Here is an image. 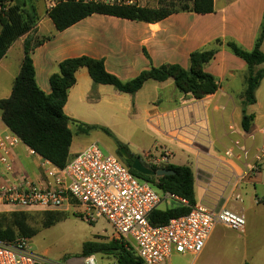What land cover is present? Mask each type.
<instances>
[{
  "label": "crops",
  "instance_id": "obj_1",
  "mask_svg": "<svg viewBox=\"0 0 264 264\" xmlns=\"http://www.w3.org/2000/svg\"><path fill=\"white\" fill-rule=\"evenodd\" d=\"M213 1L214 13L211 14L178 12L157 23L95 14L62 32L56 30L46 12L44 17L38 16L33 31L17 39L0 59V100H3L12 94L27 39L33 42L44 39L34 49L32 60L37 84L47 95L52 92L50 77L67 59L86 56L102 60L108 73L127 82L151 67L170 64L189 70L192 53L210 50L220 41L216 55L204 67L205 72L220 84L212 95L196 99L179 91L173 79L149 80L138 92L129 95L110 85L95 84L88 70L81 68L75 74L76 83L68 91L64 106L65 116L74 121L117 127L126 136L137 138L143 146L137 150H147L143 152L147 164L149 153L159 155L162 148L168 150L172 165L191 168L196 204L245 216L243 234L217 226L201 255L210 247L216 238V230L221 227L240 235L244 241L253 236L264 243V156L260 162L255 159L259 148L264 146V78L256 91V103L246 107L247 114L252 116L246 131L242 125L241 103L248 66L225 45L234 42L246 51L255 48L264 22V0ZM1 29L0 24V32ZM260 50L264 53V41ZM257 69H264V64ZM75 125H69L72 133L76 130ZM7 129L0 115V135ZM85 148V145H78L74 149L72 142L71 158ZM229 149L234 151L235 157H224ZM244 150L246 156H243ZM30 151L23 143L13 149L14 174L7 176L9 180L18 176L34 182L45 179L40 156ZM257 163L259 172L234 190L235 177ZM236 194L241 195V201L235 200ZM16 210L0 207V214L8 215ZM247 243L243 248L245 251ZM260 248L264 249V244ZM259 264H264V256Z\"/></svg>",
  "mask_w": 264,
  "mask_h": 264
},
{
  "label": "trees",
  "instance_id": "obj_2",
  "mask_svg": "<svg viewBox=\"0 0 264 264\" xmlns=\"http://www.w3.org/2000/svg\"><path fill=\"white\" fill-rule=\"evenodd\" d=\"M190 4L180 5L176 8L173 3L162 5L158 8H107L84 5H61L49 13V18L57 31L62 32L76 23L95 14L114 16L132 21L157 23L168 16L178 12H193L196 14L214 13L213 0H189ZM5 3L8 5L4 11ZM39 21L36 8L32 11L23 8L21 3L15 0H0V59L8 51L9 47L20 37L33 31ZM43 40L33 42L26 40L24 44V58L19 75L14 81L12 94L9 98L0 100V115L3 124L16 133L23 144L33 150L38 156L48 160L53 165L64 168L72 159L70 149L73 142V133L70 124H76L78 131L88 133L98 126L86 125L65 116L64 106L68 99V91L76 83V72L86 68L95 84L110 85L121 93L134 95L149 80L164 82L173 79L176 87L185 94H191L196 99H202L216 93L220 87L219 81L205 72L204 67L216 55L220 41L214 43L210 50L196 51L190 56V69L185 70L179 65H163L151 67L143 71L137 78L123 82L114 75L108 73L102 60L90 57H79L64 60L59 64L58 72L50 77L52 92L45 94L38 86L36 72L32 60L34 49ZM264 41V22L260 34L252 51H246L234 42H227L226 47L243 59L248 66L245 91L242 94L243 128L248 131L252 116L246 112V107L256 103V91L264 78V69H257L264 64V53L260 50ZM107 131L109 134L110 132ZM123 147L119 144V148ZM117 157L137 178L150 182L157 189L165 193L176 194L189 201L190 206L196 204L195 178L190 167L168 165L165 168L175 172L174 175L164 177L144 176L132 169V163L138 156L127 151L130 158L126 160L120 152ZM140 158V157H139ZM141 159V158H140ZM143 162V161H142ZM144 165L152 170L163 167ZM191 208L176 206L168 209H157L149 215L152 225H164L170 220L184 216ZM12 226L5 225V214H0V241L10 243L17 237L32 239L36 230L29 227L24 214L9 213ZM61 219L54 212L45 214L44 226L49 228L60 222ZM107 255L113 257L115 264H142L132 246L124 240L113 238L110 243L86 242L83 245L82 255ZM244 264H249L248 262Z\"/></svg>",
  "mask_w": 264,
  "mask_h": 264
},
{
  "label": "built area",
  "instance_id": "obj_3",
  "mask_svg": "<svg viewBox=\"0 0 264 264\" xmlns=\"http://www.w3.org/2000/svg\"><path fill=\"white\" fill-rule=\"evenodd\" d=\"M49 14L61 5H84L107 8H150L148 0H43ZM8 5L5 3L4 11ZM20 137L7 129L0 135V207L17 211L40 210L44 212L68 211L80 207L88 221L104 218L113 230L114 238L124 240L134 249L142 264H163L171 255H190L193 262L202 254L208 239L217 226H224L236 233L246 230L243 214L222 209L214 211L195 204L176 194L165 193L150 182L137 178L115 155L104 153L93 143L75 155L64 168L53 165L40 157L45 179L34 182L28 177L14 174L11 154L19 144ZM239 146V142L235 143ZM31 150V149H30ZM247 151H243L246 156ZM31 154H36L33 150ZM232 149L223 154L235 157ZM264 146L255 159L260 162ZM149 165H171V154L162 148L159 155H147ZM259 172V163L235 177L233 188L238 190L247 178ZM240 194L235 200L241 201ZM171 202L170 207L191 208L181 217L164 225H152L151 212ZM166 208V209H168ZM0 264H56L45 256L33 252L29 239L17 238L5 243L0 241ZM66 264H98L94 255L75 258Z\"/></svg>",
  "mask_w": 264,
  "mask_h": 264
},
{
  "label": "rangeland",
  "instance_id": "obj_4",
  "mask_svg": "<svg viewBox=\"0 0 264 264\" xmlns=\"http://www.w3.org/2000/svg\"><path fill=\"white\" fill-rule=\"evenodd\" d=\"M148 1L150 8H158L171 3L176 8H179L183 4H190L189 0ZM18 3H21L23 8L28 11H32V7L34 6L39 17H44L46 14L43 0H18ZM98 127L90 130L88 133H81L76 126V130L73 132L74 149H77L78 145H85L87 148L89 145L91 146V144L96 143L104 153L115 156L117 154L116 151L125 149L130 153H135L143 162L146 161L143 152L147 150H137L138 147H141L137 138L135 139L131 135L126 136L117 127ZM105 130H108L110 134ZM119 144H122L123 147L119 148ZM170 204L171 202L161 205V209L172 206ZM11 213L24 214L29 227L36 230L37 234L32 239L27 238L29 239L31 250L44 255L48 260L56 264H66L75 258L84 257L82 250L86 242L110 243L114 238L113 230L104 218L97 219L94 222L88 221L81 208L76 206L70 208L68 211L54 212L59 216L61 221L49 228L43 227L45 214L49 212L16 210ZM6 217L4 221L5 225L12 226L13 218H10V215H6ZM216 234V238L212 240L210 247L205 249L203 255L196 262H193V257L190 255L173 254L163 264H244V261L259 264L260 258L264 256V249L260 248L264 243L253 236L246 240L248 241V249L245 251L243 248L246 241L240 235L225 231L222 227L216 230ZM259 252L262 253L261 257ZM244 253H246V256L243 255ZM95 257L98 264H115V260L111 256L97 254Z\"/></svg>",
  "mask_w": 264,
  "mask_h": 264
},
{
  "label": "water",
  "instance_id": "obj_5",
  "mask_svg": "<svg viewBox=\"0 0 264 264\" xmlns=\"http://www.w3.org/2000/svg\"><path fill=\"white\" fill-rule=\"evenodd\" d=\"M120 154L126 159L128 160L130 158L129 154L127 153V151L125 149H121ZM132 169L135 170L136 172L144 175V176H152V177H164V176H171L174 175L175 172L171 169H167V168H162L159 170H152L151 168L147 167L146 165L143 164L142 160L137 157L135 158V160L132 163Z\"/></svg>",
  "mask_w": 264,
  "mask_h": 264
}]
</instances>
